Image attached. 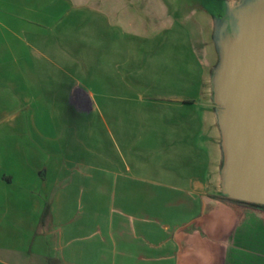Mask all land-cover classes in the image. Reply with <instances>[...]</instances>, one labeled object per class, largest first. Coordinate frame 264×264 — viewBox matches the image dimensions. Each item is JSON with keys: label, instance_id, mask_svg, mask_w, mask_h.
<instances>
[{"label": "crops", "instance_id": "0c3cea01", "mask_svg": "<svg viewBox=\"0 0 264 264\" xmlns=\"http://www.w3.org/2000/svg\"><path fill=\"white\" fill-rule=\"evenodd\" d=\"M170 4L0 0V264H264V211L221 194L211 63L192 45L199 76L169 79L182 89H159L163 108L135 112L136 122L110 108L106 162L55 135L54 117L64 132L73 113L96 111L88 84L102 58L110 85L129 92L120 63L131 51L117 39L132 34L126 25L149 35L179 24ZM80 8L94 13L85 31ZM211 12L185 19L212 29Z\"/></svg>", "mask_w": 264, "mask_h": 264}, {"label": "water", "instance_id": "95a60500", "mask_svg": "<svg viewBox=\"0 0 264 264\" xmlns=\"http://www.w3.org/2000/svg\"><path fill=\"white\" fill-rule=\"evenodd\" d=\"M211 12L209 68L220 129L221 194L264 205V0H223Z\"/></svg>", "mask_w": 264, "mask_h": 264}, {"label": "rangeland", "instance_id": "374dc122", "mask_svg": "<svg viewBox=\"0 0 264 264\" xmlns=\"http://www.w3.org/2000/svg\"><path fill=\"white\" fill-rule=\"evenodd\" d=\"M170 1L173 3L170 4V7L174 8L176 14L181 17L179 24L177 23L166 31L153 32L149 35L143 34V30L139 27L130 28L126 25L125 28L132 31V34L117 39V44L126 42L127 49L131 51V60L128 58L126 63L125 61L120 63V68L126 70L124 74H127L128 80L130 81L129 92H125L127 94H124L123 91L118 90L114 85H110V70L106 56V60L102 58L101 64L100 62L98 63L97 70L99 68L100 78H95V83L90 82L88 84L97 93L96 111L85 116H77L73 113L69 118L70 127L66 128L64 132L59 130L61 124L60 119L62 118L54 117V124L57 127V133L55 135L59 137L63 134L70 142L84 143V145L75 148L77 152H80V157L88 158V156L95 152V157H102L105 162L108 160L109 154L113 150V141L109 133L110 108L118 111V115L121 114V111L127 109L132 112V115L139 111H157L159 108H163L161 101L156 96L160 93L159 89L161 91L164 88L182 89L181 83L176 84L175 82L172 84L168 81L169 79H179L181 77V81L183 77L199 76V70H195L194 67V59L189 48L190 45L195 48L199 58H203L211 63L210 66L216 62L212 29L208 25L209 20H200L197 25L198 29H195L192 21L187 18L185 19V17L186 15L189 16V9H192L194 12H199L201 9L213 11L212 9H215V7L221 6L223 0ZM93 14V11L86 8L73 11V17L75 15L83 19L84 22L82 21L83 24L81 26L83 31L88 26L90 27V24H93H89L87 21L93 19ZM195 15L191 16L195 17ZM195 18L198 19V17ZM201 28L203 31L198 34L197 30L199 31ZM189 39L191 40L190 42ZM200 39L206 43L200 44ZM100 44L101 46L105 45L103 40ZM121 50L118 48L116 53L117 58L121 57ZM87 52L88 46H86V55H88ZM206 54H208L207 57ZM139 113L136 115H139ZM150 117H152V120H155L154 116L151 115ZM121 118L125 120V118ZM140 118L134 114L132 119L136 122ZM145 119L147 120V118ZM109 199L107 197V203Z\"/></svg>", "mask_w": 264, "mask_h": 264}, {"label": "trees", "instance_id": "16d2710c", "mask_svg": "<svg viewBox=\"0 0 264 264\" xmlns=\"http://www.w3.org/2000/svg\"><path fill=\"white\" fill-rule=\"evenodd\" d=\"M223 199L230 201V202H233L237 205H240V207L241 206H255V207L261 208L264 211V205H261V204H255V203L240 201V200H236V199L226 198V197H224ZM47 212H48V207L46 206L42 212V215H41L42 221L45 218V216L47 215ZM240 217H241V215H240Z\"/></svg>", "mask_w": 264, "mask_h": 264}, {"label": "flooded vegetation", "instance_id": "af4514ba", "mask_svg": "<svg viewBox=\"0 0 264 264\" xmlns=\"http://www.w3.org/2000/svg\"><path fill=\"white\" fill-rule=\"evenodd\" d=\"M213 10H214V12L217 13V14L221 12V9H220L219 7H218V8H215V9H213Z\"/></svg>", "mask_w": 264, "mask_h": 264}]
</instances>
